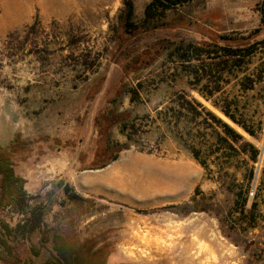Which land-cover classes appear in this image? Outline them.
Instances as JSON below:
<instances>
[{
	"label": "rangeland",
	"instance_id": "rangeland-1",
	"mask_svg": "<svg viewBox=\"0 0 264 264\" xmlns=\"http://www.w3.org/2000/svg\"><path fill=\"white\" fill-rule=\"evenodd\" d=\"M127 3L134 6L130 30ZM150 3L0 0V148L28 143L13 158L26 176L36 159L48 154L41 167L56 150L68 149L82 168L137 152L166 162L188 158L215 193L198 189L187 204L157 212H211L226 234L239 237L260 210L258 198L264 206V38L258 30L202 37L215 34L208 24L252 20L253 12L264 22V0H186L154 11L146 23ZM60 182L37 202L48 199L59 221L67 212L82 240L116 253L131 209L76 189L87 201H71ZM21 219L7 217L12 224ZM134 235L143 248L125 254L137 263H157L148 248L165 250L174 241Z\"/></svg>",
	"mask_w": 264,
	"mask_h": 264
},
{
	"label": "crops",
	"instance_id": "crops-1",
	"mask_svg": "<svg viewBox=\"0 0 264 264\" xmlns=\"http://www.w3.org/2000/svg\"><path fill=\"white\" fill-rule=\"evenodd\" d=\"M250 16L252 20L229 21L228 26L215 25L217 21L208 24L215 34L202 38L211 40V37L234 32L250 34L252 30H258L264 38L261 17L254 12ZM67 150H56V158L41 167L38 163L48 154L36 159V169L27 176L17 171L16 174L25 180V190L29 194L44 191L54 181H64L87 196L131 209L132 221L124 223L118 232L116 253L111 254L108 264L145 263L131 261L125 254L131 246L143 248L134 235L139 230L149 231L155 238L174 239L165 250L156 244L148 248L156 257L155 264H264V206L260 198L256 200L260 210L250 213L251 219L243 224L242 234L238 230V237L226 234L220 219L211 212L194 211L182 215L157 212L167 206L187 204L198 189L202 193H215L214 185L205 181L204 172L196 164L189 165L188 158L166 162L137 152L100 168H82L80 162L76 166L75 158L65 153ZM31 174L35 175L34 182L29 180Z\"/></svg>",
	"mask_w": 264,
	"mask_h": 264
},
{
	"label": "trees",
	"instance_id": "trees-1",
	"mask_svg": "<svg viewBox=\"0 0 264 264\" xmlns=\"http://www.w3.org/2000/svg\"><path fill=\"white\" fill-rule=\"evenodd\" d=\"M185 1L151 0L146 7L145 22L155 18L154 11H166ZM127 8L125 26L130 30L134 6L127 3ZM226 115L235 121L229 112ZM27 148L28 143L19 140L0 148V264H108L112 253L90 239L82 240L68 221L67 212L59 221L48 199L37 202L44 191L29 194L25 190V180L16 174L13 158ZM27 154L26 151L21 159L28 158ZM60 185H64L66 195L72 193L71 201H87L64 181ZM9 215L22 219L12 224L7 221Z\"/></svg>",
	"mask_w": 264,
	"mask_h": 264
},
{
	"label": "built area",
	"instance_id": "built-area-1",
	"mask_svg": "<svg viewBox=\"0 0 264 264\" xmlns=\"http://www.w3.org/2000/svg\"><path fill=\"white\" fill-rule=\"evenodd\" d=\"M253 195H254V193H253V192H251V193H250V196H253Z\"/></svg>",
	"mask_w": 264,
	"mask_h": 264
}]
</instances>
